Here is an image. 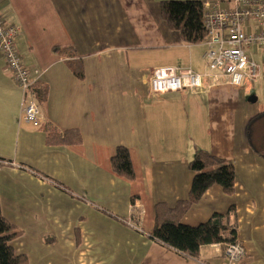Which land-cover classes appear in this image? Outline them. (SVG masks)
Listing matches in <instances>:
<instances>
[{
  "label": "crops",
  "instance_id": "crops-1",
  "mask_svg": "<svg viewBox=\"0 0 264 264\" xmlns=\"http://www.w3.org/2000/svg\"><path fill=\"white\" fill-rule=\"evenodd\" d=\"M161 1L0 0L1 14L20 29L25 66L49 86L34 127L0 60V205L22 231L11 245L28 264H228L224 244L203 246L194 259L149 237L156 205L188 198L189 163L199 152L233 165L235 193L210 188L183 223L197 226L235 206L246 254L238 264H264V158L246 136L249 121L264 111V49L249 50L262 75L240 86L207 82L153 94L156 68L206 71L204 41L189 44L171 30ZM56 47L71 49L59 54ZM72 58L83 61V79L68 67ZM75 129L81 144H48V133ZM118 146L130 151L134 181L113 171ZM137 218L143 233L126 222Z\"/></svg>",
  "mask_w": 264,
  "mask_h": 264
},
{
  "label": "trees",
  "instance_id": "trees-1",
  "mask_svg": "<svg viewBox=\"0 0 264 264\" xmlns=\"http://www.w3.org/2000/svg\"><path fill=\"white\" fill-rule=\"evenodd\" d=\"M221 1L231 2L233 0ZM160 10L168 27L178 32L184 42L200 44L205 40L207 32L203 23L204 2L198 0H166L160 2ZM70 49L68 47H56L54 51L65 54ZM67 65L77 78H84L85 68L81 59L72 58L67 61ZM33 91L41 105L47 103L49 98V86L47 84L37 82L33 86ZM246 136L252 151L264 158V111L249 121L246 127ZM47 142L50 145H79L82 143V136L77 129L67 131L64 136L50 132L47 135ZM111 164L115 174L130 181L135 180L136 174L127 147H117L111 158ZM189 169L193 172L194 177L188 198L179 200L173 207L164 203L157 204L155 207V227L149 237L187 257L198 259L200 249L203 246L239 243L238 217L235 206H231L226 213H214L208 221L197 226H189L183 223L186 213L202 200L210 188L218 186L227 195L235 193V169L226 160L206 152L197 153L189 163ZM30 170L58 188L66 190L65 187L53 180L32 169ZM139 219H134L132 222L140 227ZM138 231L144 232L141 227ZM21 235L22 231L2 215L0 205V264L29 263L27 256L15 253L11 245ZM77 241H80L79 237H77Z\"/></svg>",
  "mask_w": 264,
  "mask_h": 264
},
{
  "label": "built area",
  "instance_id": "built-area-1",
  "mask_svg": "<svg viewBox=\"0 0 264 264\" xmlns=\"http://www.w3.org/2000/svg\"><path fill=\"white\" fill-rule=\"evenodd\" d=\"M203 23L207 32L203 56L206 71L196 73L191 69L156 68L151 75L153 94L200 90L207 82L214 85L226 82L240 86L246 78L257 79L262 75V66L250 59L249 50L264 49V0H233L231 7L205 2ZM19 31V27L9 24L0 12V60L5 63L22 92V115L25 122L39 127L42 122V105L33 91L39 73L33 74L25 66L17 50ZM127 223L140 229L131 220ZM224 251L228 264H238L246 255L240 243L227 244Z\"/></svg>",
  "mask_w": 264,
  "mask_h": 264
}]
</instances>
